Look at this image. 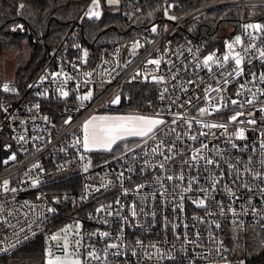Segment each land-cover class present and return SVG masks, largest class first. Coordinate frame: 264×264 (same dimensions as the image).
<instances>
[{"label": "built area", "instance_id": "obj_1", "mask_svg": "<svg viewBox=\"0 0 264 264\" xmlns=\"http://www.w3.org/2000/svg\"><path fill=\"white\" fill-rule=\"evenodd\" d=\"M141 1L119 2L127 7L124 15L136 36L129 40H141L140 49L130 59H124L125 41L97 48L84 40H67L78 37L87 19L85 13L92 5V0H87L33 79L23 87L16 79L0 80V258L37 239L43 242L46 257L48 249L58 256L63 230L68 229L73 247L75 240L81 242L78 253L84 264H250L249 228L264 233V194L259 191L264 189V112L260 111L264 108V80L260 79L264 74V58L260 57L264 33L245 29V25L260 23L249 11L264 8V0H213L175 19L169 17L176 16L178 1L157 0L155 13L137 23L143 10ZM220 8L238 10L237 28L223 34L219 49L205 53L190 23ZM98 10L102 14L101 0ZM26 31L33 35L30 27ZM236 36H241V44H235ZM250 36L256 38L249 41ZM33 40L38 41L35 37ZM229 43L234 45L232 53ZM245 47H249L248 52ZM234 53L242 58L239 68L231 59ZM210 54L220 60L211 64V70L203 65L204 57ZM225 55L230 56L227 62L222 59ZM149 60L161 63L157 66ZM235 71L241 74L236 76ZM56 73L59 76L54 78ZM4 84L15 91L4 92ZM128 84L153 87V114L164 121L154 136L127 144L133 151L123 146L103 158L96 155L97 151L86 153L82 145L73 146L83 137L81 125L86 117ZM217 88L221 91H212ZM60 90L67 91L68 96L62 97ZM93 90L91 100L79 99ZM233 100L238 103L232 104ZM201 109L208 111L201 114ZM237 113L243 115L231 122ZM177 114L181 118L177 119ZM69 118L71 123L66 124ZM252 119L256 124L247 123ZM205 124L227 127L206 128ZM240 129L244 130V139L236 136ZM4 143L10 144L17 155L9 164H4ZM157 145L160 150L154 153ZM197 153L215 164L207 165L204 159L192 161ZM164 156L172 159L165 161ZM160 163L165 164L164 169ZM86 164L89 167L84 171ZM192 164L195 167H190ZM181 174L184 180L166 179ZM238 174L241 179H236ZM194 177L197 183L193 191H183ZM213 178L219 180L214 190L210 187ZM5 180L9 182L7 192L3 188ZM33 181L38 183L33 185ZM201 188L208 189L206 207L193 203L204 198ZM65 203L71 209L64 222L53 226V218L60 212L58 204ZM52 205L55 212L48 211ZM101 205L106 210L97 213ZM77 224L79 235H74ZM228 226H236L242 234L240 247L232 253L227 242ZM100 232L109 236L101 237ZM54 234L60 239L52 241ZM110 244L118 248H108ZM93 249L101 259L88 257ZM116 252L120 255H113Z\"/></svg>", "mask_w": 264, "mask_h": 264}, {"label": "trees", "instance_id": "obj_2", "mask_svg": "<svg viewBox=\"0 0 264 264\" xmlns=\"http://www.w3.org/2000/svg\"><path fill=\"white\" fill-rule=\"evenodd\" d=\"M87 0H0V55L9 52L29 51V58L15 72V79L24 86L33 79L46 63L50 51L56 48L66 36L70 26ZM102 1L100 19H85L79 29L78 37L67 40H84L94 47L111 45L119 41H128L133 35L131 24L127 23L125 11L127 7L119 4L109 6ZM157 0H143L136 22L146 21L147 16L155 13ZM175 14L182 17L192 9L210 3L213 0H177ZM23 4L21 9L19 5ZM256 20L264 25V8L252 9ZM238 10L220 8L207 12L190 23L193 34L197 37L202 51L205 53L221 47V29L227 23L236 21ZM23 26L22 28L19 26ZM30 27L33 35H29L26 27ZM186 28V26H185ZM13 29H16L13 31ZM142 30V29H141ZM36 38L38 41L33 40ZM6 77L0 78V80ZM123 105L129 109L146 110L154 101L155 92L150 85H131L123 87L120 92ZM124 145L119 142L112 152L97 151L99 158L109 156ZM63 184L60 185L62 187ZM60 212L53 218V226L64 222L65 214L71 209L69 203L58 204ZM227 242L230 253L240 247L242 234L236 226L227 227ZM256 227H250L248 233L250 264H264V235ZM0 264H44V248L41 240H33L18 248L10 255L0 258Z\"/></svg>", "mask_w": 264, "mask_h": 264}, {"label": "snow or ice", "instance_id": "obj_3", "mask_svg": "<svg viewBox=\"0 0 264 264\" xmlns=\"http://www.w3.org/2000/svg\"><path fill=\"white\" fill-rule=\"evenodd\" d=\"M120 2V0H107V3L109 5H118ZM19 7L22 9L24 7L23 4L19 5ZM171 7V5L169 6ZM100 8V0H92V5L89 8V10L85 13V15L87 16V18L89 19H100L101 17V12L98 10ZM165 12L167 14V9H165ZM176 17L174 16H170L169 19H175ZM19 27H23L22 25ZM245 29H254L256 32L259 33H264V25L260 24V23H250L245 25ZM16 29H13V31H15ZM152 31L155 32L156 31V27L154 26L152 28ZM256 37L255 36H250L249 37V41L254 40ZM241 36H236L235 37V44H241ZM230 53H232L233 47L234 45L232 43H229L227 45ZM252 48H255L256 46L254 44L251 45ZM245 52L249 51V47H245L244 48ZM84 56H87V52H84ZM260 57L264 58V51H260ZM223 61L227 62L230 59L229 55H225L223 56ZM231 59L234 60L235 65L237 66V68L240 67V65L242 64V58L240 56V53H234L231 55ZM148 63L151 64H155L157 66H159V64L161 63L160 60H149ZM212 63H220L219 59H214V54H210L206 57H204L203 59V65L207 68H209V70H211V64ZM241 74L240 71H235V75L239 76ZM137 75H139V73H137ZM229 75H232V73H229ZM56 76H59V73L54 74V78ZM44 79V78H42ZM133 79H135V77H133ZM261 80H264V74L261 75L260 77ZM153 80H158V81H162L163 77H153ZM225 83H228L227 80H225ZM29 87H32V85H29ZM244 85H241V88H243ZM3 91L4 92H9V91H15V88H10V86L8 84H4L3 85ZM165 91H167V89H165ZM212 91H221V89L217 88V89H212ZM249 91H251V89H249ZM239 94V93H238ZM43 95H47V93H44ZM60 95L62 97H67L68 96V92L67 91H63L60 90ZM254 95V94H253ZM262 95H264V92H262ZM93 96V93L91 91H88L85 95L80 96L79 99L81 101H85V100H91ZM161 99H163V94H161ZM121 102V97L120 95H116L111 101L110 103L115 105V104H119ZM232 104H237L238 102L236 100L231 101ZM248 104H252L253 100H247L246 101ZM36 108H39V105H35ZM208 110L207 109H201L200 112L201 114L206 113ZM261 112H264V108L260 109ZM243 115V113H237L236 115H233L231 117V122H235L238 118V116ZM181 118L179 116V114H177V119ZM44 119L47 121V117H44ZM256 120L252 119L247 121V123L249 124H256ZM65 123H71V119H67L65 120ZM164 121L162 119H158V118H153V117H148V116H143V115H128V116H92L90 117L88 120L84 121V123L81 125V129L83 132V137L81 138H77L75 141V145H82L84 152H91L93 150H102L105 152H112L114 146H118L119 142L121 141H126L129 138H140V139H144L147 137H152L154 136L155 131L157 130V127L161 124H163ZM173 124L176 123V119H174L172 121ZM189 124V127H191V123L190 122H186ZM204 127L206 128H226L227 126L224 124H205ZM172 131H175V129H172ZM201 135H206V133H201ZM236 136L238 139H244V130L240 129L237 133ZM179 138V137H178ZM21 140H24V137L21 136L20 137ZM192 139H196V137H192ZM146 142V141H145ZM173 147H175L173 145ZM204 147H207V145H205ZM233 147H236V145H233ZM261 147L264 148V144H261ZM124 148L127 151H133V149L129 148L127 146V144L124 145ZM160 150V145H157L155 148L152 149V151L154 153L159 152ZM169 151L171 152L172 149L169 148ZM161 155H163V153H160ZM82 160L84 159L83 156L80 157ZM10 159L15 160L16 157L15 155H12L10 157ZM172 159V157L170 156H164V160L168 161ZM192 161H197L198 159H204L207 165H213L215 164V161L212 159H208L206 157H200L197 153V155H193L191 157ZM5 163H7L8 161L5 160ZM147 163V161H146ZM90 164V162H89ZM89 164L85 165L84 171L88 170ZM34 168L39 167V165H33ZM159 167L161 169L165 168V164L164 163H160ZM190 167H195V164L190 165ZM247 171V169L245 170ZM121 176H123V173L120 174ZM257 178H261L259 176V174L257 173ZM166 179L168 181H172L174 179H179V180H184L185 177L183 174L179 175V176H173V175H168L166 177ZM236 179H241V177L239 176V174L236 176ZM8 181L5 180L3 182V188L4 191L7 192L9 191L8 189ZM36 183H38V181H33V185H35ZM197 183L196 178H192V180H189L188 185L183 189V191L185 192H190L193 191V184ZM219 183L218 179L213 178L211 181V189H215L216 185ZM233 183H235V180L233 181ZM245 188H248L247 184L243 185ZM138 187H143V185H140ZM99 190V189H97ZM231 195L235 196V193L232 192L231 188H227L226 189ZM249 191H251V189H248ZM12 192H15L16 189H11ZM201 192L204 193V198L199 199V200H194L193 203H195L198 207H206V201L209 199V194H208V189H204L201 188L200 189ZM259 191L264 194V189H259ZM125 194H127V190H125ZM237 200L240 199V197H235ZM183 199V197H182ZM116 203H119V201L117 200ZM249 206H251V201H249ZM108 208L111 207V205L107 206ZM181 209L183 208V205H180ZM106 210V206L101 205L99 208L96 209L97 213H101L104 212ZM49 212H55V209L53 208H48ZM229 211H232L233 214H235V210L232 208H229ZM253 212H255L256 210L253 208L252 209ZM224 212V208L223 206H221V213ZM109 215H111L112 213L109 212ZM154 215V214H153ZM132 216L135 217L136 216V211H135V205H133V211H132ZM106 222V221H105ZM201 222H203L201 220ZM217 227H219V225H217ZM79 228L80 225L77 224V232L74 235H79ZM65 232V235L63 237V244L60 246L61 247V251L63 252V257L61 256H54L51 249H48L47 251V260H46V264H84V261L81 260L79 257V253H78V247L80 246L81 242L79 239L75 240V246L73 247L72 242L69 239L68 236V229H64L63 230ZM99 235L101 237H108L109 233L108 232H100ZM25 239H27V237H25ZM50 239L52 241H57L60 239L59 234H54L50 237ZM138 244H142V241H137ZM108 248H118V245L116 244H110L107 246ZM152 247H155V245H152ZM107 249H105L106 251ZM113 255H120L119 252L113 253ZM132 255H136L135 252L132 253ZM88 257L92 258V259H96L99 260L101 259L100 256H98L96 254V251L93 249L91 251L88 252Z\"/></svg>", "mask_w": 264, "mask_h": 264}, {"label": "rangeland", "instance_id": "obj_4", "mask_svg": "<svg viewBox=\"0 0 264 264\" xmlns=\"http://www.w3.org/2000/svg\"><path fill=\"white\" fill-rule=\"evenodd\" d=\"M105 1L107 3V0H105ZM118 5H109V6H116L117 7ZM253 15H256V13ZM175 17L178 18L177 16H175ZM232 27L237 28V22L236 21L227 22L221 29V35L223 36V34H226L227 32H229ZM28 58H29V51H27V50L22 51V52H9L6 55H0V78L6 77V79H15L14 75H15L17 67L22 65ZM91 92L93 93V96H92V98H93L95 96V90H93ZM112 99L104 101L102 106L99 109H96L94 112H92L91 114H89L86 117L85 121L94 115L95 116L143 115V116L157 118L156 116H154L153 110H152L153 109V101L148 104V106H149L148 109L136 110V109L127 108L126 106L123 105V102H121V105L119 107H113L110 103V101ZM137 139L138 138L133 137V138H129L126 141H121V143L123 145L129 144V143L137 141ZM91 156L93 157L92 153H91ZM51 208L56 210V206H54V205H52ZM58 256L63 257V252L61 251L58 254ZM78 258H80L82 260V257L80 255ZM46 260H47V257L44 254V264H46ZM220 264H224V263H220Z\"/></svg>", "mask_w": 264, "mask_h": 264}, {"label": "water", "instance_id": "obj_5", "mask_svg": "<svg viewBox=\"0 0 264 264\" xmlns=\"http://www.w3.org/2000/svg\"><path fill=\"white\" fill-rule=\"evenodd\" d=\"M260 24H262V23H260ZM140 47H141V40L140 39L125 41L123 43L124 59L125 60L130 59L140 49ZM117 95H120L121 101H122L121 94H117ZM111 105L113 107H119L121 105V102L119 104H115V105L111 104ZM3 153H4V161L5 160L8 161L7 163L4 162V164H9V163L14 161V160L10 159V157L12 155H15V157H17L15 151L13 150L11 145L8 144V143H4V145H3Z\"/></svg>", "mask_w": 264, "mask_h": 264}, {"label": "crops", "instance_id": "obj_6", "mask_svg": "<svg viewBox=\"0 0 264 264\" xmlns=\"http://www.w3.org/2000/svg\"><path fill=\"white\" fill-rule=\"evenodd\" d=\"M93 151H99V150H93Z\"/></svg>", "mask_w": 264, "mask_h": 264}]
</instances>
